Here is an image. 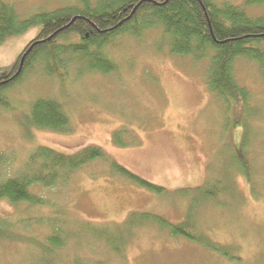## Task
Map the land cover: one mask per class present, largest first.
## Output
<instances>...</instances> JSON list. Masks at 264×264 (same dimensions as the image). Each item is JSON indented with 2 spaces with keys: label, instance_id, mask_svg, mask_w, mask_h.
I'll list each match as a JSON object with an SVG mask.
<instances>
[{
  "label": "rangeland",
  "instance_id": "rangeland-1",
  "mask_svg": "<svg viewBox=\"0 0 264 264\" xmlns=\"http://www.w3.org/2000/svg\"><path fill=\"white\" fill-rule=\"evenodd\" d=\"M4 1L21 19L78 5L75 0ZM228 2L245 7L252 16L264 12L261 6H245V0ZM39 28L8 36L0 44L2 73L31 44ZM162 32L161 27L143 23L136 31L115 35L105 47L100 45L101 54L113 65L110 73L79 69L70 62L66 74L63 69L49 70L38 60L4 92L0 179L20 175L39 146L71 154L94 145L164 192L112 176L106 162L95 160L75 171L65 185L32 187L49 207L0 198V216L11 225L10 238H0V264H34L37 251L30 248L31 239L42 241L49 232L35 223L54 207L75 218L113 224L122 223L132 212L155 213L178 223L192 211L198 231L234 256L172 237L148 223L130 231L123 255L96 243L92 251H61L60 264H71L75 257L90 264H264V78L254 61L237 58L235 77L248 94L245 101L226 102L208 89V60L195 62L171 53ZM38 98L62 103L70 117L68 131L26 122L30 105ZM243 168L249 171L247 177ZM212 180L226 185V192L218 193L215 201L192 202L199 198L197 187ZM25 219L33 222L27 230L19 225Z\"/></svg>",
  "mask_w": 264,
  "mask_h": 264
},
{
  "label": "trees",
  "instance_id": "trees-1",
  "mask_svg": "<svg viewBox=\"0 0 264 264\" xmlns=\"http://www.w3.org/2000/svg\"><path fill=\"white\" fill-rule=\"evenodd\" d=\"M75 1L78 5L73 3L52 11H39L29 18L21 19L11 4L0 0V44L8 36L40 26L31 44L28 43L30 48H27L22 66L19 68L17 58L9 67L7 81L0 83L1 106L6 103L4 92L17 83L38 60L44 62L47 68L50 67L49 70L63 69L74 62L79 69L85 67L87 71L110 73L113 65L101 54L103 50L100 45L105 47L106 42L112 41L115 35L136 31L143 23L148 28H162L171 53L189 56L195 62L208 60V89L226 102L245 101L247 98V89L240 86L235 77L234 63L237 58L254 61L264 78V12L261 15H249L245 7L230 3L229 0ZM244 4L264 9V0H245ZM76 35L79 40L73 43ZM26 122L51 131L64 132L70 128L64 106L52 98L36 99L30 105ZM95 160L106 162L118 177L140 188L155 193L164 192L163 187L119 164L98 146L91 145L71 154L40 146L32 151L20 175L0 179V198L12 204L24 202L31 207H49V202L32 189L65 185L76 170ZM243 169L242 173L247 177L249 171ZM220 183V180H212L208 181V185L197 187L199 198L192 202L200 199L215 201L218 193L223 190L226 192L227 186ZM52 210L51 214L44 215L43 219L35 223L43 225L49 232L42 241L30 238V248L37 251L33 257L34 264H60L64 261L61 251L67 248L92 251L96 243H102L117 256L121 255L130 231L148 223L159 225L172 237H181L234 258L233 255L229 256L226 248L198 231L192 211H188L185 219L178 223L155 213L132 212L122 223L113 224L75 218L71 212L55 207ZM7 225L9 223L0 216V238H10ZM71 264L90 263L75 257ZM93 264L103 263L93 261Z\"/></svg>",
  "mask_w": 264,
  "mask_h": 264
},
{
  "label": "bare ground",
  "instance_id": "bare-ground-1",
  "mask_svg": "<svg viewBox=\"0 0 264 264\" xmlns=\"http://www.w3.org/2000/svg\"><path fill=\"white\" fill-rule=\"evenodd\" d=\"M4 1V0H3ZM15 10V9H14ZM16 12V11H15ZM17 13V12H16ZM18 14V13H17ZM158 28V26H154V27H151V28ZM78 40H79V37L76 35L75 37H74V40L72 41L73 43H75L76 41L78 42ZM108 45V44H107ZM28 44L22 49V51H21V53L24 51H27L28 49ZM23 52V53H24ZM71 65H69V66H66V67H64L63 68V71H65V70H67L69 67H70ZM80 69H83V68H80ZM82 71V70H81ZM77 72H78V70H77V68L75 67V75L77 74ZM65 73H66V71H65ZM67 74V73H66ZM1 83V82H0ZM55 100V99H54ZM57 101V100H56ZM59 102V101H58ZM61 103V102H60ZM62 104V103H61ZM69 123H70V117H69ZM70 127H71V123H70ZM40 147V146H39ZM82 167H84V166H82ZM81 167V168H82ZM81 168H79V169H81ZM78 169V170H79ZM77 171V170H76ZM109 171H110V174L112 175V176H117L115 173H113L112 171H111V168L109 167ZM45 198V197H44ZM46 199V198H45ZM47 200V199H46ZM48 201V200H47ZM35 207H38V206H35ZM40 207H44V206H40ZM24 222L23 223H20L19 225H21L25 230H27L28 228H30V226L31 225H33V222L32 221H28V219H25V220H23ZM10 224L9 225H7V230H8V234H10ZM121 255H123L122 253H121ZM118 256H120V255H118Z\"/></svg>",
  "mask_w": 264,
  "mask_h": 264
},
{
  "label": "flooded vegetation",
  "instance_id": "flooded-vegetation-1",
  "mask_svg": "<svg viewBox=\"0 0 264 264\" xmlns=\"http://www.w3.org/2000/svg\"><path fill=\"white\" fill-rule=\"evenodd\" d=\"M23 52H24V51H23ZM23 52H22V53L19 55V57H18V63H19V61H20V58H21ZM9 74H10V70L7 69L5 72L2 73V71H1V69H0V82L7 81Z\"/></svg>",
  "mask_w": 264,
  "mask_h": 264
},
{
  "label": "water",
  "instance_id": "water-1",
  "mask_svg": "<svg viewBox=\"0 0 264 264\" xmlns=\"http://www.w3.org/2000/svg\"><path fill=\"white\" fill-rule=\"evenodd\" d=\"M27 52H28V50L25 51V52L22 54V56H21V58H20V61H19V68L22 66V64H23V62H24V58H25ZM4 82H6V81H4ZM2 83H3V82H2Z\"/></svg>",
  "mask_w": 264,
  "mask_h": 264
}]
</instances>
